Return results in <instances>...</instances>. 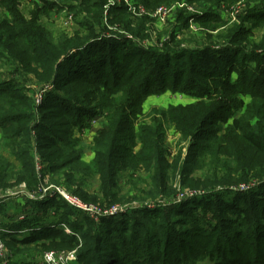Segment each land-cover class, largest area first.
<instances>
[{"label": "trees", "instance_id": "trees-1", "mask_svg": "<svg viewBox=\"0 0 264 264\" xmlns=\"http://www.w3.org/2000/svg\"><path fill=\"white\" fill-rule=\"evenodd\" d=\"M70 1L67 6H63L44 0L32 18L28 19L17 8L16 0H0V58L10 63L19 61L26 72L36 74L41 81L52 80L63 91L62 95L52 94L59 101L57 105L44 104L41 108L47 106L48 109L41 113L39 110L37 114L34 102L22 92L21 87L14 86V83L12 85L10 79L0 78V194L19 190L21 184L25 185L28 192H38L44 172L49 175V181L56 184L59 183L58 176L63 174L67 189L85 202L112 205L130 198L169 196L173 192L169 183L170 167L164 162L165 157L160 149L161 137L157 135V130L161 129V119L166 118L165 113L159 110V116H153V125L149 123L140 127L139 133L135 135L132 130L141 102L136 100L133 103L132 98L144 97L153 90L165 92L167 89H183L186 79L198 82V75L207 80L227 83L230 70H236L238 74L246 72L242 63L238 68L243 55L239 57L241 51L233 45L241 39L246 27L241 23L231 25L226 34L220 35L219 39L226 37L225 43L216 41L208 45L203 42L202 48L179 49L172 36L162 47L150 46L145 49L133 39L118 37L119 41L107 35L114 31L103 23L105 0H75L77 3L74 5ZM172 1L138 0L147 9ZM199 1L218 3L222 0ZM54 8L67 9L73 13L77 25L72 35L63 31L55 32L39 22L42 14ZM208 12L211 13L199 18L198 22H223L215 12ZM259 12L255 10L252 14L264 18V13ZM108 13L106 20L110 24L122 23L134 36H144L147 15L139 18L135 26H131L125 6L112 7ZM180 19V25H185L188 16L182 14ZM133 63L139 70L132 67ZM98 72L102 76L110 73L112 78L109 80L103 76L96 79ZM260 72L261 80H264V69ZM218 73L221 76L214 77ZM135 76L142 77V81ZM79 83H89L95 88L87 92L84 87H77ZM204 86L202 84L201 91L196 90L193 94L202 93ZM91 90H95V94L100 92L99 108L105 112L107 122L97 131L93 140V158L88 163L82 161L81 151H72L77 143L65 139L64 136L69 134L66 129L59 127V132L65 135L58 134L52 138L51 128L54 125L49 119L59 120L60 114L52 106L63 105L65 113H62L64 117L61 126L71 123L81 130L84 123H89L94 109L91 107L89 110L92 113L86 112L87 108L79 104L80 97L94 100L95 95H89ZM244 130L243 138L247 143L261 151L263 141L251 125L248 124ZM126 131L132 133L130 147L122 145L124 138L121 134ZM138 145L139 150L144 151L141 155L136 151ZM37 155L45 166L40 173L36 168ZM139 164H143L149 175L145 189L133 197L132 192L129 195L123 194L116 178L117 173ZM93 176L97 179L96 193L89 191V179ZM252 176H258V173L254 172ZM184 184L187 186V183ZM59 201L50 197L41 201L30 200L35 212L6 225L2 238L9 241L15 254L20 252L31 258L37 248L51 244L74 249L76 264H153L151 256L155 257L157 264H188L205 257L213 264H264V206L255 208L251 201L247 203L246 197L235 204L236 211H230L234 219L241 221V226L235 227L234 224L229 228V225H224L227 230L221 234L214 226L203 224L204 219L199 215L194 218L179 215L178 219L186 224L176 228L174 232L177 236L168 231L164 219L159 222L144 213L131 219L122 217L121 220L101 217L94 221L86 214L81 215L80 219H70L64 210H69L71 205L61 207ZM38 208L44 216L37 214ZM59 208L63 210L57 211ZM51 210L55 216H50L53 215ZM48 216L50 219H47ZM244 224L250 227L243 229ZM64 227L69 229V233ZM243 236L253 241L249 243ZM239 243L247 246V249H254L251 260L242 259ZM197 247L203 250L201 255ZM122 253V259H119ZM15 264L27 262L19 259Z\"/></svg>", "mask_w": 264, "mask_h": 264}, {"label": "rangeland", "instance_id": "rangeland-1", "mask_svg": "<svg viewBox=\"0 0 264 264\" xmlns=\"http://www.w3.org/2000/svg\"><path fill=\"white\" fill-rule=\"evenodd\" d=\"M181 1L185 3V9H198L201 11L202 15L211 13L203 12L205 11L203 9L206 7H211L210 10L215 12L216 15H219L223 22L219 24L213 22H211L213 24H203L195 20L194 22L191 21L193 25L196 24L197 26V29L194 31L198 35H195L194 32L189 29L192 24L188 21V26L185 24L181 25V27L186 31L190 30L189 36L181 38L180 35H177V38L174 39L175 42L178 43V45L174 43L176 47L179 49L181 47H193L197 49L200 47L202 48L203 44L201 43L203 42H207L208 45H212L216 41L225 43L226 37L225 39L223 37L219 39L220 35L226 34L231 25L241 23V25H244L246 28H244L242 32L241 39L234 42L233 45L240 49L241 53L239 57L243 55L239 60L238 68L242 63V66L244 65L242 68H246V72H240L241 75H244L240 76L236 70H230L228 78L226 79L227 83H223L222 80H207L203 76L198 75L196 76L198 82H196V80L186 79L184 84L185 88L183 89H167L165 92L153 90L144 97H137V99L132 98L133 103L136 100L141 102L140 111L139 114L135 116L136 119L132 130L135 135L139 133L140 127L149 123L153 125V116H159V110L165 113L166 118L161 119V129L157 130V135L161 137L160 149L165 157L164 162L165 164L168 163L167 167H170L168 170L169 177L171 178L169 179V183L173 188L174 194L172 192L173 197L172 194L169 196L157 195L154 198H130L124 202H117L112 205L123 206L125 207V211L110 217L116 220H121L122 217L131 219L132 217L141 216V214L144 213L149 217L152 216L158 219L159 222L164 219L168 231L177 236L174 232L176 228L179 229L183 224H186L185 221L182 222L181 219H178L179 215L193 218L199 215L204 219V222H202L203 224H207L208 226L211 225V227L214 226L217 231L223 234L227 230L224 225H229V228L234 224L236 225L235 227L241 226V221L234 219L232 213H230V211H236L235 204L238 201L246 197L247 203L251 201L255 208L264 206V80H261L262 75L260 72L264 69V18H258V16L252 14L255 10L256 12L262 11L259 13H264V0H222L218 3L202 2L199 0H174V2H162L158 4L157 7L172 3H180ZM40 2V0H16V5L26 18L31 19L36 8L42 6ZM157 7L153 9L145 8L147 11L152 12ZM180 9L179 7L175 8L173 12L175 14H171L165 20L150 18L145 14L149 17L146 18V26L149 32L146 34L144 40L136 38V36L128 31L116 30L115 33L118 37L126 36L125 38L133 39L140 47L146 49L150 47L148 45L158 40L157 38V40L154 41L156 38L153 39V36L157 34L158 37V34L163 32L165 28H168L169 25H172L171 27H173L176 32L183 31L180 28L176 30L174 27L175 23L169 21L172 15L175 16ZM0 15H2L1 9ZM107 16L108 14H106V18ZM143 16L131 17L142 18ZM246 17L247 19H245ZM74 18L75 16L73 13L67 9L57 10L54 8L42 14L40 17L41 21L39 22L53 29L55 32L63 31L67 35H72L77 25ZM244 20L246 21L244 22ZM103 23L109 26V30L111 29V24L108 20L103 19ZM171 27L169 26V28ZM128 35L132 37L130 38ZM164 38L165 36L162 39ZM167 41L168 39L161 40L158 47H162ZM214 47H217V45H214ZM132 67L138 69L135 63H133ZM26 71L27 70L19 61L10 63L0 58V78L2 80L10 79L12 85L14 83V86L21 87L22 92L28 95L31 101L34 102L32 103L37 114L39 110L41 113L48 109L47 106L43 109L41 108L44 104L54 103L57 105L59 101L55 100L52 94L62 95L63 91L59 90L52 80L41 81L36 74ZM41 71L42 70H39V72ZM98 73L99 74L95 77L96 79L103 76L104 78L107 77L109 80L112 78L110 73H104L103 76L100 75L102 74L101 72ZM220 73L215 74L214 77H220ZM186 77L187 75L185 78ZM135 78L142 81V77L140 76H135ZM202 84H205V90L198 95H194L193 93L196 90L201 91L200 88ZM77 87H84L87 92L95 88L94 85L89 83H79ZM91 92L92 93L89 95H95L92 101L86 100L85 97H80L79 104L88 109H86V112L92 113L89 110L91 107L94 109L89 123H84L85 126H83L81 130H79L77 125H72L71 123L61 126V121L64 117L62 113H65L63 105L58 107L52 106L55 107L53 109L60 114L59 120H55V118L49 119L50 123L54 125L53 128H51L53 132L52 138H56L58 134L65 135L59 132V127L66 129L69 134L64 136L65 139L77 143V146L74 147L72 151L77 153L81 151L82 161L88 163L93 158V140L96 137L97 131L107 122L104 117L105 112L102 108H99V104L101 103L100 92L96 94L95 90H91ZM133 95L136 94L134 93ZM155 110L157 111L154 113ZM37 117L39 119L40 115ZM235 121H237L236 124ZM248 124L251 125L252 130L263 141L261 151L255 150L243 138V133L246 131L244 128ZM121 135L122 138H124V140H122V145L125 147L129 145L130 147L132 133L126 131ZM139 147L138 145L136 151H139L141 155L144 151L141 152ZM126 155H129V153ZM241 160H243L242 164L238 165ZM36 161V168L40 173L41 168L45 166L41 164L38 155ZM118 164L120 165V163ZM142 165L143 164H139L138 166H133L131 169L122 172L119 171V173H117L116 178H118V183L121 185L123 194L129 195L132 192L134 193L132 194L133 197L134 195L140 194V192L145 189L144 185L148 182L149 175ZM254 172H257L258 176H252ZM42 176L44 178L42 182H40V184H42L40 186L42 190L40 195L51 193L49 197L60 200L61 207L70 205L58 194L56 190L57 187L61 191L76 197L83 203L100 206L110 205L81 200L78 195L67 189L64 181L65 176L63 174L58 176V184L50 182L47 173L43 172ZM244 178L246 180H242ZM184 183H187V186ZM96 186L97 179L96 176H93L89 179V191L96 193ZM21 187L25 188V186ZM189 193H192V195ZM14 194L18 195H14L13 199L6 201L8 203L5 206L6 208L0 209V227L3 221L10 220L8 224L14 223L15 221L13 222L12 220L17 216H27V211H30L25 210V206L30 204V196L22 193ZM16 197L19 198L17 199ZM61 199H63V201ZM68 208L69 210H64V213L70 219L77 217L80 219L83 214L91 218L90 214L85 211L73 206ZM38 209L39 210H36L37 214L43 215L41 214V209ZM61 209L62 208H59L57 211H62L63 209ZM5 210L8 215H6ZM32 211L35 212V210ZM53 213L55 214V212ZM54 214L50 216H55ZM50 216H48L47 219H50ZM91 219L94 220L93 218ZM20 220H16V222ZM248 225L249 224L242 225L243 229H248V227H250ZM0 234V238L7 250L8 261L6 264H15V261L19 259H24L27 264H44L42 256L45 251H54L58 254L74 251L75 254L74 249H66L58 245V247H56L50 244L37 248L35 254L31 258L25 257L20 252L15 254L9 246V241H4L2 238L3 233L1 232ZM243 239L249 241V243H251L252 240L245 236H243ZM49 243L47 242V244ZM238 247H240L239 252L243 257L242 259H252L253 248L247 249V246L241 245L240 243ZM197 248L198 253L201 255L203 250L199 249V247ZM136 252H139V250H136ZM123 254L124 253H122V255L119 254L118 258L122 259L121 257ZM150 260L151 263L157 264L155 257L151 256ZM71 264H76V260H72ZM158 264H160V262H158ZM172 264L178 263L172 262ZM188 264H213V262L209 260L208 257H205L197 259L194 263Z\"/></svg>", "mask_w": 264, "mask_h": 264}, {"label": "built area", "instance_id": "built-area-1", "mask_svg": "<svg viewBox=\"0 0 264 264\" xmlns=\"http://www.w3.org/2000/svg\"><path fill=\"white\" fill-rule=\"evenodd\" d=\"M184 4L185 3L181 1L180 3L161 5L151 12V11H147V9L143 4L132 0H106V3L103 7L104 8L103 15L105 20L106 14L108 13L110 7L114 5H119V6L123 5L126 7L127 11L130 13L131 16L140 17L147 14L152 18L165 20L175 11V8L179 7L182 10L185 9ZM56 190L58 191V194L66 202H68L69 205L87 212L88 214H90V217L93 218L95 221H97L101 217H110L125 211L124 210L125 207L120 205L100 206V205L83 203L76 197L71 196L64 191H61L58 187L56 188ZM50 194L51 193H49V195ZM189 194L192 195V193ZM42 196H44V194ZM64 230L67 233H69V229L67 227H64ZM1 231L2 229L0 227V233ZM74 258H75L74 251H71L69 253H59V254L55 253L54 251H45L42 256V260L44 264H71V261L74 260ZM7 261H8V257H7L6 246L0 238V264H6Z\"/></svg>", "mask_w": 264, "mask_h": 264}, {"label": "crops", "instance_id": "crops-1", "mask_svg": "<svg viewBox=\"0 0 264 264\" xmlns=\"http://www.w3.org/2000/svg\"><path fill=\"white\" fill-rule=\"evenodd\" d=\"M41 2H40V4L44 1V0H40ZM49 2H53V3H55V4H57V5H63V6H67V2H68V0H48ZM70 1V0H69ZM132 1H138V0H132ZM174 2V1H173ZM175 2H178V1H175ZM70 3H72L73 5L74 4H76L77 3V1H70ZM207 5V4H206ZM112 7H119V5H114V6H112ZM112 7H110V11H111V9H112ZM210 8L211 7H206L205 9H203V10H205V11H203V12H207L206 10H210ZM220 8H223V7H220ZM108 10V11H109ZM127 10V9H126ZM188 10H192V11H188ZM128 12V11H127ZM108 14V16H109V13H107ZM129 14V13H128ZM173 15L175 14V13H172ZM182 14H184V15H187L188 16V19H187V22L188 21H190V23L192 24V22L191 21H193L194 22V20L195 21H198V20H196V19H198V18H201L202 16H204V15H202V13H201V11L200 10H198V9H194V8H188V9H180L177 13H176V15L175 16H173L172 15V17H171V19L169 20V21H173V23H175V28H176V30L178 29V28H180V29H182V27H181V25H180V22H181V19H180V15H182ZM150 17V16H149ZM148 16H147V18H149ZM150 18H152V17H150ZM128 19L130 20V22H131V26H135L136 25V23H137V21H138V19L139 18H135V17H131V15H129V17H128ZM155 19V18H154ZM222 19V18H221ZM186 22V25L188 26V23ZM112 26H111V31H114V33H111V32H109V33H107V35L108 36H112V37H116V38H118V36L116 35V30H120V31H124V32H126L127 30L124 28V25L122 24V23H119V22H113L112 24H111ZM170 27L172 26V25H169ZM169 26H168V28H165V30L163 31V32H161V33H159L158 34V37H157V34L155 35V36H153V39H155L154 41H156L157 40V38H158V43H157V41L156 42H154V43H152L151 45H148V46H159V42L161 41V40H164V39H168V41H170L171 40V38H172V36L174 37V39L175 38H177V35H180L181 36V38H183L184 36L185 37H187V36H189V32H190V30H192L193 32H194V34L195 35H198L194 30H196L197 28V26H196V24H192V25H190V27L191 28H189L190 30H184V29H182L183 31L181 32V31H178V32H176L175 31V29L172 31V29H173V27H171V28H169ZM195 26V27H194ZM230 26V25H229ZM107 27L109 28V26L107 25ZM149 32V29L147 28V26H146V21H145V23H144V36L143 37H139V36H136V38H139V39H141V40H144L145 39V37H146V34ZM191 34V33H190ZM159 35H160V37H159ZM130 38L132 37V36H130V35H128ZM165 36V38L164 39H162L163 37ZM126 37V36H125ZM120 38V37H119ZM141 42V41H140ZM190 48H193V47H190ZM21 186H25L24 184H21L20 185V187ZM41 192H42V190L41 189H39V191L38 192H28L27 191V189H25L24 187H21L19 190H16V191H13V192H9V193H7V194H0V209H3V208H6L5 206H6V204H8L6 201L7 200H9V199H13L14 198V195H18V194H14V193H22V194H28L29 196H30V199L31 200H34V201H41V200H45V199H47L49 196H51V194L49 195V194H44V196H42V195H40L41 194ZM45 197H47V198H45ZM17 199L19 198V197H16ZM25 210H30V211H27L28 213V215H30V214H32L33 213V209H32V207H31V205L30 204H28V205H26L25 206ZM51 212H53V210H51L50 211V213ZM4 213V212H3ZM5 213H6V215H8V213H7V211L5 210ZM23 218V216H21V215H19V216H17L15 219H13L12 221L14 222V221H16V220H20V219H22ZM8 221H10V220H8ZM8 221H3V224H2V226H1V229H2V231L1 232H5L6 231V225L8 224Z\"/></svg>", "mask_w": 264, "mask_h": 264}]
</instances>
